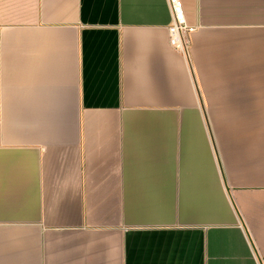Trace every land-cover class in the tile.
I'll use <instances>...</instances> for the list:
<instances>
[{"label": "crops", "instance_id": "0c3cea01", "mask_svg": "<svg viewBox=\"0 0 264 264\" xmlns=\"http://www.w3.org/2000/svg\"><path fill=\"white\" fill-rule=\"evenodd\" d=\"M0 0V264H264V0Z\"/></svg>", "mask_w": 264, "mask_h": 264}, {"label": "built area", "instance_id": "2783aa9c", "mask_svg": "<svg viewBox=\"0 0 264 264\" xmlns=\"http://www.w3.org/2000/svg\"><path fill=\"white\" fill-rule=\"evenodd\" d=\"M169 3L172 12V21L169 25L170 42L187 55L191 45V34L196 30V26L188 22L181 0H169Z\"/></svg>", "mask_w": 264, "mask_h": 264}]
</instances>
